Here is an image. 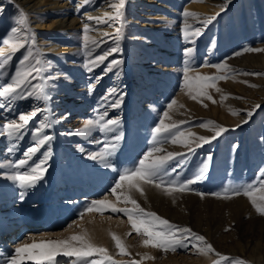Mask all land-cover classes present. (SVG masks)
Here are the masks:
<instances>
[{
    "label": "rangeland",
    "instance_id": "rangeland-1",
    "mask_svg": "<svg viewBox=\"0 0 264 264\" xmlns=\"http://www.w3.org/2000/svg\"><path fill=\"white\" fill-rule=\"evenodd\" d=\"M214 2L218 1L123 0L121 7V0H88V3L84 0H0V44L11 38L27 40L25 46L14 53L3 45L6 56L12 58L6 65L7 75L0 77V85L6 84L17 68L25 67L21 61L29 53L32 57L27 61L28 65L39 59L45 65L44 76L59 75L56 80L32 81L50 93V101L29 97L13 103L0 102L4 105L0 106V123L34 108L50 109V112H40L30 122L28 127L32 129L44 116L55 121L57 117L71 113L43 130L42 134H52L54 139L33 155L28 164L36 163L50 147L47 172L35 188L27 190L22 200L18 184L8 178L16 171L9 165L24 158V151L33 144L32 135L26 133L17 142L0 136V165H3L0 167V233L13 231L11 236L10 233L4 235L8 242L0 244V264H8L15 255V248L33 243V238H43L46 242L63 240L72 229L76 230L73 235H77L79 228H84L86 221H92V218L116 230L109 233L106 247L98 245L106 248L112 257V261L106 260L105 264L113 261L115 264H132L133 261L139 264H174V261H177L175 264H214L219 260L216 253L233 262L264 264V215L256 212L248 197L232 194V190L241 185L255 186L264 179L259 176V170L264 169V65L240 58L249 49L255 54L264 52V8L253 12L247 1L234 0L222 11V7ZM259 2L255 0L253 8L260 6ZM112 5H117L122 14L120 19L114 18L117 8ZM185 11L194 15L185 17ZM242 14L246 24L244 31L236 25ZM254 15L260 19L256 26L250 21ZM21 16L23 23H20ZM210 16L215 19L204 26L202 22ZM95 18H99V22ZM85 24L89 26L88 35L99 42L98 46L88 45L94 49L92 56L109 48L118 49L91 72L88 71L91 57L87 55L83 41ZM186 27L202 29L194 44L183 35ZM13 28L17 29L16 34L12 33ZM117 28L121 29L119 33ZM105 32L109 36L105 37ZM186 48H193L190 57L185 55ZM112 60L122 63L113 65L112 71L104 72ZM189 60L196 69L191 75L225 77L217 81L214 88L208 89L215 103L206 98L193 100L183 87V67ZM245 63L250 64L244 66ZM218 64L224 68L214 67ZM112 88H116L122 97L119 107H108L115 99L109 96ZM36 93L40 95L39 89ZM106 96L108 100L104 99ZM172 100L176 103L169 109L167 106ZM105 110L106 119L119 121L116 131L107 134L109 137L117 133L122 136L119 148L110 157L118 171L131 167L134 160L142 158L154 146L162 151L154 153L153 158L163 157L168 152L180 154L165 165L181 173L178 181L194 175L204 162L208 163L205 178L190 185L193 191L169 194L164 187L144 184L143 195L137 191L131 195L145 211L155 212L173 224L189 227L203 235L214 252L205 254L190 245L187 249L165 253L145 246V238L132 230L123 213L93 211L80 217L86 202L108 196L107 189L113 185V178L118 180L117 171L105 169L78 150V146H83L89 152L102 151V144L95 142L102 140V134L99 131L90 135L75 134L87 119L95 118L97 112ZM165 111L168 118L163 116ZM249 111L251 117L247 116ZM161 120L166 125H178L185 135L191 134L189 147L194 151L180 143H172L168 134L157 136L153 129ZM208 121L228 131L210 143L197 146V137L215 136L217 129L213 124L200 126ZM10 147L13 148L11 152L8 151ZM208 156H211L210 161H206ZM87 188L92 191L87 192ZM118 194L128 193L122 188ZM253 195L258 203H262L259 197L264 191L254 189ZM116 206L132 207L122 199ZM49 208L58 215L64 210L63 224L52 229L44 224ZM27 224H34V227L31 226L26 235L20 236L18 230H14ZM112 235L121 239L127 254L119 253ZM146 257H154V260ZM73 260L74 257L58 255L55 261H44L43 264H70ZM75 261L73 264H81L79 259ZM23 264L35 262L25 259ZM221 264H228V261Z\"/></svg>",
    "mask_w": 264,
    "mask_h": 264
},
{
    "label": "snow or ice",
    "instance_id": "snow-or-ice-1",
    "mask_svg": "<svg viewBox=\"0 0 264 264\" xmlns=\"http://www.w3.org/2000/svg\"><path fill=\"white\" fill-rule=\"evenodd\" d=\"M88 3V0H84ZM230 2V0H229ZM123 0H121L120 6L122 7ZM113 8H117V5H112ZM223 11V7L221 8ZM185 17L194 15L193 13L185 11L183 13ZM122 14L117 8V14L115 19H120ZM89 19H94L89 17ZM99 22V18H95ZM215 16L207 17L202 24L206 26L212 23ZM24 22V17L21 16L20 23ZM13 34L17 33V29L13 28ZM117 33L121 31L120 28L116 29ZM202 29H189L185 28L183 35L188 40L190 44H194L195 38L201 34ZM89 26L84 25L83 29V41L84 47L87 49V55L91 57L88 60V71H93L94 68L99 67L107 59L109 55L115 53L117 48H109L106 51L101 52L98 55L92 56V51L94 49L88 48V45L98 46V41L88 35ZM105 37L109 36V33L105 32L103 34ZM27 40H20L16 38H11L4 40L0 44V77H5L6 65L10 62L11 56H6L3 49V45H7L11 52H15L21 47H24ZM253 49H249L251 51ZM262 49H255V51H261ZM193 48H186L185 55L191 56ZM32 57H25L22 64H25L23 69L17 68L11 77H8V82L4 85H0V102L13 103L16 100H24L29 97H36L37 99H43L45 101H50V93L46 91L44 87L40 84H33V80H56L59 75L44 76L45 65L41 60L35 59L34 63L31 65L27 64V61ZM122 63V61L112 60L105 66L104 72L112 71V66ZM87 66V65H86ZM217 69L224 68V65H215ZM196 72V69L191 66V61L189 60L183 67V87L188 90L189 94L192 96L193 100L198 98H206L213 103V97L209 95L208 89L214 88L216 82L225 79L224 76H208V75H191V73ZM118 74V73H117ZM65 78L70 80V77ZM250 75H261L260 73H250ZM100 77H96L99 79ZM254 87V85H252ZM39 89L40 95L37 96L36 90ZM220 91L219 88H216ZM109 96L114 97V102L109 103L108 107H119L122 97L117 93L116 88L109 90ZM108 96L104 99L108 100ZM176 103L172 100L168 104V108L171 109ZM0 106H4L0 103ZM50 112L48 108H34L28 113H18L16 118L8 120L4 123H0V136H3L13 142H17L23 139L26 133H31L33 138V144L30 145L24 151V158L18 161L10 163L9 167L16 169L8 178L13 182L18 184L19 198L22 200L27 194V190L35 188L37 183L44 179V175L47 172V161L51 156V148H47L36 163L29 165V159L35 155L40 149L49 144L54 136L52 134H42L44 129H49L52 127V123L59 122L62 119L67 118L71 113H65L61 117H57L55 121H50L48 116H44L43 119L37 124L35 128L29 129L30 122L40 113V112ZM236 114V113H233ZM252 112L247 113L248 117H251ZM107 111L97 112L95 118H89L84 123L83 128L79 130L76 135H90L93 131H99L102 134V140L97 139L95 142L102 144V151L97 150L93 152L87 151L83 146H78V150L83 153L88 159L92 161H98L105 169H111L117 171L118 180L113 178V185H109L107 191L109 195L116 196V199L123 200L125 204H131L132 207H117L115 204L110 202L107 196L104 198H97L85 203L83 210L80 212V217L82 218L85 212H99L103 214L106 210H110L111 213H123L127 217L128 222L131 225L132 230L138 235L144 237L143 244L145 246H151L157 248L167 253L169 251L176 252L177 249H187L191 245L192 248H199V250L205 254L214 252V248L210 243H207L206 238L203 235H199L194 232L189 227H180L176 224L171 223L168 219L162 218L157 213L152 211H145L136 199L131 195L133 191L140 192L143 195L142 185L152 184L157 188L164 187L165 190L171 194L173 191L185 192L193 191L190 185H193L205 178V170L208 168V163L204 162L202 167L197 173L192 176L187 177L184 180H177L180 176V172L176 171V168H166L165 165L168 160L173 159L175 156L180 155L179 153L168 152L163 157L153 158L154 153L162 151L158 146L151 148L142 158L136 159L132 162V166L129 168H124L122 171H118L116 164L110 159L116 150L119 148V142L122 139L120 133H117L114 137H109L108 133H113L119 126V121L117 119H106ZM165 118H168L169 114L167 111L163 113ZM103 122V123H101ZM247 122V121H245ZM209 124H213L216 127L215 136L204 137L200 136L196 138L197 146H202V144L210 143L213 139H216L223 132L228 131L227 128L215 125V122L208 121L206 124L202 123L201 127H207ZM175 129V131H173ZM153 132L160 136L161 134H168L169 139L172 143H180L185 147L190 145V135H185L183 130H180L178 125H166L164 121L159 122V126L153 129ZM72 134V133H69ZM13 148H9L8 151L11 152ZM189 151H194L189 147ZM211 156L206 158V161H210ZM27 166V167H26ZM3 167V165H0ZM20 169H25L20 171ZM175 173V175H172ZM259 176L264 178V169L259 170ZM170 177V178H169ZM264 179L261 180L260 184L253 186L252 184L241 185L232 190V194L235 196L244 195L248 197L255 207V210L260 215H264V195L259 197L262 203L257 202V198L253 195L254 189H260L264 191ZM124 188L128 194L121 196L118 194V190ZM200 194V193H198ZM203 195V194H200ZM218 195V194H213ZM226 231L229 229H225ZM179 233V235H178ZM112 239L115 241V246L119 250L120 254H127L125 245L121 242V239L112 235ZM58 255H63L64 257H77L81 264H105V261H112V257L109 255L108 250L104 247L96 246L91 242L87 234L83 235H73L69 239L64 240H54L48 241L46 243L36 244L33 243L30 246L21 244L15 248V255L10 258L8 264H23L25 259L32 260L35 264H43L44 261H55ZM219 260L214 261V264H221L222 261H228V264H245L243 260L231 261L229 257L216 253ZM98 256L100 259L90 260V257ZM147 259H154V257H146ZM112 264H115L113 261ZM132 264H139L138 261H133Z\"/></svg>",
    "mask_w": 264,
    "mask_h": 264
},
{
    "label": "bare ground",
    "instance_id": "bare-ground-1",
    "mask_svg": "<svg viewBox=\"0 0 264 264\" xmlns=\"http://www.w3.org/2000/svg\"><path fill=\"white\" fill-rule=\"evenodd\" d=\"M58 1V0H57ZM215 1H218V2H214L215 3V5H218V6H221V7H230V5H231V3L234 1V0H230V2H229V0H215ZM246 1L248 2V4L250 3V9L249 10H253V12H258L261 8H264V0H260V2H259V5L260 6H258V7H256V8H253V5H254V2H255V0H254V2H253V0H243V2H245L246 3ZM244 4H242V11H243V13H244V6H243ZM248 7H249V5H248ZM202 8V7H201ZM255 14V13H254ZM250 21H251V23L254 25V26H256L258 23H260L259 21H260V19H256L255 18V15L250 19ZM236 25H237V27H238V29H240V30H242V31H244L245 29V21H244V16H243V14L241 15V18H240V21H238V22H236ZM253 51V50H252ZM252 51H246V52H243L242 54H244V55H242L240 58L242 59V60H244L245 62H252V61H254V62H256L257 64H263L264 65V52L263 53H259V54H255V53H253ZM249 64L250 63H245L244 64V66H249ZM253 67V66H252ZM264 82V81H263ZM98 190V189H97ZM97 190L95 191L96 193H95V196L97 195ZM86 191L87 192H90V191H92V190H90L89 188H87L86 189ZM107 198H108V200L110 201V202H112L113 204H118V200L116 199V196H113V197H111V196H107ZM120 202H122V201H120ZM119 202V203H120ZM119 205H123V203H120ZM91 218V217H90ZM89 218V219H90ZM65 219H66V213L64 212V210H61V212H60V215H58L56 212H55V210H53V209H51V208H49L47 211H46V217H45V220H44V224L46 225V226H48L49 227V229H52L53 227H56L57 225H61V224H63L62 222L63 221H65ZM82 221V220H81ZM87 223H86V225H85V227L84 228H82L81 229V227L79 228V233L81 232V235H83V234H87V236L90 238V240H91V242L93 243H95V244H97V246L98 245H102V246H107L108 245V241H109V238H108V236H109V233L111 232V234H112V228L111 227H109L108 225H106V224H101V222L100 221H97V220H93V218H92V221H86ZM85 224V223H84ZM34 227V224L33 225H23V226H19V227H16V228H14V230L15 229H17L18 230V235H20V236H23L24 234H25V232H28V231H30V227ZM29 229V230H28ZM32 230V229H31ZM81 230V231H80ZM75 231L76 230H70V232L68 233V235L66 236V238L64 237V239H69L74 233H75ZM114 231V230H113ZM116 231V230H115ZM114 231V232H115ZM122 232V231H121ZM7 233H10V235L9 236H11V233H13V231L12 232H10V231H8ZM7 233H4V234H2V233H0V244H1V242L2 243H7L8 242V240L7 239H5L4 238V235H6ZM79 233L77 234V235H79ZM120 233V232H119ZM121 234V233H120ZM119 234V235H120ZM26 235V234H25ZM118 235V234H117ZM111 237V236H110ZM122 237V236H121ZM13 239H15V236H14V238ZM17 239V238H16ZM15 239V240H16ZM20 239V238H19ZM63 239V240H64ZM14 240V241H15ZM32 242L33 243H36V244H40V243H46V241H45V239H43V238H40V239H36V238H33L32 239ZM33 243H31V244H33ZM31 244H29L28 245V243H25V245H28V246H30ZM101 246V247H102ZM131 246V245H130ZM133 249V248H132ZM152 251V250H151ZM144 253V252H143ZM153 255V254H152ZM202 255H203V258H204V260H207V256L206 255H204L203 253H202ZM137 258H139V257H137ZM78 258L77 257H74V260L70 263V264H73L74 263V261L75 260H77ZM154 260V259H153ZM76 262V261H75ZM175 263H177V261H174V264ZM63 264V263H62ZM157 264V263H156Z\"/></svg>",
    "mask_w": 264,
    "mask_h": 264
}]
</instances>
